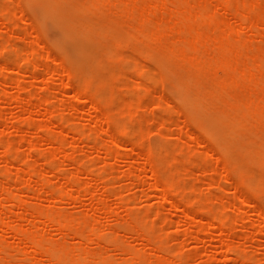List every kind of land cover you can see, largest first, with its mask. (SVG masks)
<instances>
[{"label": "bare ground", "instance_id": "bare-ground-1", "mask_svg": "<svg viewBox=\"0 0 264 264\" xmlns=\"http://www.w3.org/2000/svg\"><path fill=\"white\" fill-rule=\"evenodd\" d=\"M42 1L46 2L54 11L65 14L66 19L74 25V29L71 30L72 33L81 35L79 36L80 39H82L80 44L84 43L86 39H94L91 45H83V48L85 47L84 49L89 51L90 54L102 51L104 55L114 59L118 53V48L122 49L121 47L125 46L127 49L128 46L133 47L134 51L131 55L130 53L128 54L131 60L139 61L137 55L142 54L148 58L150 62L151 60L154 61L160 67L157 66L159 70L162 69L160 70L161 73H157L160 72L158 70H156V73H154L155 71L143 70L142 76L145 78L141 77L145 80L141 81V79H138V90L146 88L150 82L157 81L160 78V74L164 72L165 77L167 76L170 81H174L175 85L178 83L179 91H184L189 95L188 98L192 101V105L200 108L209 107L216 113L221 111L220 107L223 108L220 113L214 116L212 121L224 134V138H222L225 140L222 147L229 152L227 157L228 170L231 169L232 171V169L235 168L234 158L237 153H242L243 155L241 165L245 170L248 171L249 166L255 163L264 168V146H262L263 149L261 147L264 143V0ZM8 7L9 8H0L2 12H0V20L6 28H10V26L13 27V25L16 24V19H12L13 16L10 17L12 15L11 7ZM43 9L44 7L40 9L42 10L41 12H43ZM21 14H23V12ZM11 22H13L12 25H10ZM22 31H24L23 36L24 33L27 34V32H25L27 30L22 29L20 32ZM28 39L29 38H27V40ZM7 41L6 43L8 44L6 45L2 42L0 43V69L3 68L2 71H0V91L3 89L1 92L5 95L6 89L4 88L6 83L10 82V80H14L17 89L15 98L17 99L21 98L20 93L25 87L24 83L21 81L23 78L20 79V75L34 72L37 74L36 70L39 63L36 58L37 56L39 58L38 53L40 51L38 52L36 49H34V51L27 50L25 55L22 53V55L19 56L21 58L27 56L23 57V59H25L28 64L24 63L19 65L17 68L18 70L15 68L19 77L14 78L10 74L12 73L10 70L14 67L12 68L11 66L8 67V65L4 66L2 64V59L5 56V49L9 46L11 49L14 46V43H12L13 41ZM19 47L20 46L16 48ZM21 48L24 49V46ZM21 48H19V50H21ZM32 48H34V46ZM124 57H126V55H124ZM95 61V59H92V63L90 62L91 65L89 66L90 69L85 70V72L84 70L82 71L75 62H73L72 70L67 73L62 72L63 74L60 72L62 63H58V68L48 66L46 70L47 75L50 76L49 74H52L54 76L55 73L59 75L62 83L61 86H63L61 89L54 86L55 90L58 89V91H56V96L54 95L53 98L60 99L58 95L60 93L64 94L66 89L70 87L77 96L88 99L95 109L101 107L99 103L102 102L106 103L108 106L112 105V108L113 99L117 98H115V94L117 93L114 91L116 87L115 84L119 82L121 78L126 77L128 72L126 74L122 69L111 68L109 72L110 76H99L101 83L100 87L111 85V93H104V88H102V90H93L91 84L94 80L98 79L99 75L94 66ZM1 64L4 67H1ZM141 64L142 63H139V65ZM122 65L124 66V63ZM44 68H46V66H44ZM145 69L147 68L145 67ZM101 70L106 71V69ZM42 71L44 72L45 70ZM78 77H82L83 79L82 81L80 79L81 84L77 82L79 85H76L73 81L79 79ZM131 77H133V75ZM33 93L34 92L30 91V93H28L29 97H33ZM49 100L46 97H41L38 107L46 110L47 107H49ZM142 101L143 100L139 98L134 102L126 103L121 106L122 109L120 110H123L122 112H124L123 114L125 115L129 114L131 109L133 110L134 108L137 110L141 108L143 106V103H141ZM69 103L72 107H76L73 103ZM188 103L191 104L190 102ZM236 108L242 109V115H237L236 117L234 115L230 116L232 114L229 115L228 111L233 112L232 109ZM214 111H211V113ZM135 112L138 113V110ZM235 113L237 114V112ZM108 116L109 115L102 117L96 116L94 118L95 128L92 130L93 134H96L94 132L98 130L104 129L105 126L107 127L106 129L111 128L109 125L112 119ZM62 118L64 117L62 116L55 120L57 125H62L63 120L64 122H68V119L65 120V118ZM1 119L0 116V125L2 124ZM48 121V123L52 122L51 119ZM23 122L30 127L35 124L32 119H25L24 121H20L19 125L16 124V126L19 127ZM41 125L43 124H37L38 127ZM116 127L118 128L117 130H115ZM116 127L113 129L115 133L117 131L125 138L129 139V148H127L128 151L125 155L131 157V154L134 152L141 154V149L143 148H148L149 150L148 154L143 155L144 164L133 170L130 168L129 171H127L128 173H126V177L128 176L131 178L134 176L133 178L137 177L136 182H144L145 180L142 179L141 173L145 171V169L147 170L148 165L154 180L151 187L153 190L157 191L162 201L176 202L178 207L189 203L190 197L188 198L185 194H182L179 184L180 181L174 180L171 169L167 166L169 161L171 162L172 160L175 162L177 157H170V159L167 156L169 153L167 154L164 152L162 154L156 152V150L152 148L154 145L148 147L142 135L134 132L133 129L128 128V126ZM70 131H78V129L73 126L70 128ZM81 131L78 132L79 135ZM92 133L91 130L89 132V129L86 132L90 137H92ZM44 137L45 140H48L49 143L54 146V149L51 150L52 154L50 153L52 156H49L51 159H49V162L46 160L50 163L46 164H48V166L51 165L49 169L50 173L60 175L58 171H60L59 168L63 164L59 165L58 163L57 165L54 159L58 153L65 154L67 157L66 159L74 162L76 164V170L71 176H63V178H65V183H60L57 187L51 185L53 187L51 188L49 184L52 181L50 179V174L42 173L44 175H41V173H39V175L34 165L29 162H25L23 164L24 167L19 166V161L22 159L19 158V160L18 155L12 152V149H17L14 147L16 141H2V160L5 163V168L0 170V264H180L179 262H182L186 252H173L171 248H168V240L165 237L153 238L147 235L148 232L154 228L156 223L146 221V223L150 225H146L145 223L144 225L146 226L139 229L137 226L140 218H133L134 221L132 220V216L129 218L130 220L124 223V229L129 233V236L127 233H124L123 236L118 233V228H120V224H122L123 220H114V222L108 223L102 228L99 224V218L107 208L106 196L105 198L96 199V206L93 208L94 212L91 210L93 212L92 214L82 211L76 216L71 213L72 216L68 214V212L59 210L60 202H64V200L72 197H77L78 191L81 190V178L79 177V173L81 170L83 171L82 168L86 163L84 162L85 164H80L78 166V162L73 160L74 157L71 156L72 152H70L67 144L68 140L65 138L61 139L60 137H54L52 135ZM111 138L110 136V141H108L109 143L107 144H100L103 142L99 140H97L98 142L96 141V145L94 144L96 150L103 149L105 153L109 155L108 157L111 156L110 159L119 155L121 152L120 150L125 149V143L127 141L125 138H117L116 140ZM37 149V140L30 141L27 154L32 156ZM261 150L263 152H261ZM25 152L26 151H24V153ZM125 152L126 151H122V153ZM41 158L44 159L45 157ZM218 160L224 162L222 159ZM69 161H67V163H69ZM188 161L191 160L189 159ZM200 161L198 160L197 163L202 162ZM93 163L95 162H91V165ZM91 165L90 167L93 168H89V173H87L88 176H90L89 178H91V180L96 178V181L100 178L101 181L105 179L107 175L103 176L104 174L101 172L105 167L99 171V174H101L99 178L95 176V165ZM155 165H157L159 169H156ZM197 166L198 165L195 167ZM15 167L17 168V172L15 173L16 178L14 179H16L17 183L23 180L21 183L23 184L25 181L23 185H29V190L32 188L31 186L34 188V183L40 185L41 189L35 188L38 190L35 193V205L30 204V197L32 194L30 192L32 191H26L25 193L18 184L13 187L14 189L12 188L13 184L10 183V176L14 175L11 172ZM61 170L63 171L64 169ZM104 170L107 171L106 169ZM252 171L254 173V169ZM61 174H64V172ZM253 177L254 178H251L253 180L252 188H257L258 190L261 184V187L264 188L263 178H261L260 174L254 175ZM14 179H12V181H14ZM105 180L103 183H105ZM226 180L233 181L232 177L229 175H226ZM208 182L211 186L215 185L213 178H209ZM64 185H68L66 186L68 188L65 189ZM94 185L96 186V184ZM94 185L93 182L88 183L86 190L89 192L95 191ZM218 186L220 189L223 187L222 183H218ZM107 187L110 188V186H104L105 192L113 191V189H108ZM170 189H175L176 193H170ZM238 190L243 193L242 188ZM258 192L256 191L255 193L257 194ZM44 194H46L45 198H43ZM217 196H219L218 193ZM43 199L49 201L47 202L48 205L44 204L46 205L44 206L42 204L41 201ZM249 199L248 196H241V203L235 204L238 210V214H236L235 217L231 216L228 212L230 208L229 205H232V202L229 199L227 201L222 200V204H220L222 208L219 207L220 211L217 209H215L217 211L214 209H211L213 212L209 211L213 218L208 220V224L218 227H229L237 218L241 217L242 219L240 213L242 212L244 214L245 212L242 208L244 205L241 204L250 202ZM192 201L190 202L191 207L194 202ZM251 201H253V199ZM195 202L197 201L195 200ZM117 203L124 204L126 202L120 199ZM9 205L14 208H23L24 212L19 216H15L14 211L6 210ZM199 205L200 207L203 206V208L205 206L204 204L202 205V203ZM256 210L258 211L256 216H259L258 218L261 219L264 218V209L257 208ZM184 215L185 222L187 223L185 225L188 226L191 224V213L187 211ZM166 222L169 223V221ZM50 229L54 230L55 235L52 234L48 236L49 234L47 231ZM136 229L139 231L142 230L138 235L141 237L140 240L143 242V247H137V245L135 247L128 241L130 234L133 233L132 236L134 237V233L137 231ZM145 229H147L148 232ZM112 232H114V236H112ZM201 232L202 227L198 225L193 235L194 238L201 240ZM9 234H12L14 237L13 241L7 238ZM72 239L76 241L74 242ZM70 241L74 243H70ZM95 244L98 247L92 248V245ZM225 247V251L235 250L236 253H238L237 257L240 259L251 260L253 257L249 256L251 254H240V252L237 251V247H233L230 244H225ZM113 249L117 251V254H113L115 252L112 253ZM176 258L180 259L179 262Z\"/></svg>", "mask_w": 264, "mask_h": 264}, {"label": "rangeland", "instance_id": "rangeland-1", "mask_svg": "<svg viewBox=\"0 0 264 264\" xmlns=\"http://www.w3.org/2000/svg\"><path fill=\"white\" fill-rule=\"evenodd\" d=\"M8 6L11 7L12 14L9 16H13L12 19H16V24L13 25V27L10 26V28H6L0 20V43L2 42L6 45L8 44L6 41L11 40L13 41L12 43H14V46L12 45L13 47L11 49L10 46L5 49V56L2 59V64L4 66L8 65V67H14L10 70L12 71L10 74L14 78L19 77V74L17 73L19 65L24 63L28 64L26 60L23 59V57L27 56H23L22 58L19 56L22 55V53L25 55L27 50L34 51V49H36V51L38 50V52H40L38 53L39 58L38 56L36 58L39 63L36 70L38 75L35 74V72L20 75V79L23 78L21 81L25 86V90L23 89L20 93L21 98H15L17 89L15 87L14 80H10V82L6 83V85L4 84L5 88L2 87L6 89L5 95L1 92L3 89L0 91V116L2 118V124L0 125V170L5 168V163L2 160L3 148L1 143L14 140L16 141L14 147L17 149H12V152L18 155V159H22H19V166L24 167L23 164L25 162L32 163L38 174H50V179L52 180L51 182L48 181L50 182V186L52 185L57 187L60 183H65V178H63V176H71L74 173L76 170V164L66 159L67 157L65 154L58 153L54 159L55 162H57V165L58 163L59 165H64H61L59 168L61 172L58 171L61 176L50 173L49 169L51 165L48 166V164H50L48 162L49 159H51L49 156L52 154L51 150L54 149V146L49 143L48 140H45L44 136L52 135L54 137H60L61 139L65 138L68 140L67 144L70 152H72L71 156L74 157L73 160L78 162V166L80 164H86L82 168L83 171L81 170L79 173V177L81 178H79L81 190L78 191L76 195L77 197H72L64 200V202H60V205L58 204L60 207L58 208L59 210L68 212V214L72 213L75 216L80 214L82 211L90 212V214H92L94 212L93 208L96 206V199H100L102 197L105 198L106 196L107 208L99 218V224L102 228H104L106 224L114 222V220H123L124 222L122 221L120 228H118L119 232L117 231L123 236L124 233H127L124 229V223L130 220L129 218L132 216V220H134L133 218H140L137 226L139 229L146 225H150L149 223H146V221L156 223L151 231L148 232L147 229H145L148 232L147 235L152 236L153 238L165 237L168 240V248H171L173 252H186L182 262H179L180 259L176 258L180 264H264V218L261 219L258 218L259 216H256V213H258L256 210L257 208L264 209V188L261 187L262 184L258 190L257 188H252L253 180L251 179L254 178V175L260 174L264 183V168L255 163L249 166L248 171L245 170L241 165L243 155L242 153H237L234 158L235 168L232 169V171L231 169L228 170L227 157L229 152L222 147L225 140H223L224 134L220 131L221 129L219 127L217 128L213 124L212 121L214 116L220 113L223 108L220 107L221 111L216 113L212 108L202 107V109L192 105V101L188 98L189 95L184 91H179V85H177L178 83H176V86L174 81H170L167 76L165 77L164 72L160 74L161 79L157 77L160 80L158 79L157 81L150 82L146 88L138 90V79H141V81L145 80V77L142 76L143 70H149L151 72L155 71L154 73H156V70L160 71L162 69L159 70L160 67L154 61L151 60L150 62V60L142 54L137 55V59H139V61L131 60L128 54L130 53L131 55L134 52L133 47L127 46L126 49V47L123 46L121 47L122 49L118 48V53L114 59L104 55L102 51L90 54L89 51L84 49L85 47L83 48V45H91L94 39H86L84 43L80 44L82 39H80L79 36L81 35L74 34L71 31L74 29V25L66 19L65 14L54 11L46 4V2L42 0H0L1 9L4 7L9 8ZM43 7V12H41L42 10L40 9ZM22 12L23 14H21ZM12 24L13 22H11L10 25ZM22 29L27 30L25 31L27 34L24 33V36V31L20 32ZM27 38H29V41ZM15 46H20L19 48L24 46V49L21 48V51ZM31 46H34V48ZM124 55H126V57H124ZM92 59L96 60L94 66L99 74L98 79L94 80L91 84V88L93 90H102V88H104V93H111V85H104V87H100L101 83L99 78L100 75L110 76L109 72L111 71V68L122 69L126 74L128 72L126 77L121 78L119 82L115 84L116 87L114 88V91L115 93L117 92L115 94V98H117L113 99V107L111 108L112 105L108 106L106 103L102 102L99 103L101 107L95 109L92 107L88 99L77 96L70 87L67 88L68 90L66 89L64 94L60 93L58 95L60 96V99L53 98L54 95L56 96V91H58L57 88V90H55L54 86L59 87L60 89L63 86H61L62 83L59 75L56 73L54 75L55 77L49 73L48 74L50 76L47 75V67L51 66L58 68V63H62L61 71L59 69L58 70L61 74H63L71 71L73 62H75L78 64V67L85 72V70L90 69L89 66L91 65L90 62L92 63ZM123 63L125 67L122 65ZM139 63L142 64L139 65ZM2 64L1 67H4ZM44 66H46V68H44ZM145 67L147 69H145ZM2 69H0V71H2ZM101 69H106V71H102ZM42 70H45V73ZM157 73H161V71ZM132 75L133 77H131ZM78 78L79 79L74 81L72 79L76 85L78 84L77 82H80L79 84H81L83 79L82 77ZM30 91L34 92L33 97H29L28 93H30ZM41 97H46L48 100L50 99L49 107H47L48 110L38 107ZM139 98L143 100L141 102L143 103V106L139 108L140 110L137 109L138 113L135 112L137 110L133 108L129 114H123V110H120L122 109L121 106L126 103L134 102ZM69 102L76 105V107H72ZM232 110L234 113L228 111L229 115L232 114L230 116H241L243 113L242 109L236 108ZM211 111L214 112L211 113ZM235 112H237V114ZM53 113H56L57 115ZM107 115H109L108 117L112 119L109 125L111 128L106 129L107 127L105 126L104 129L98 130L97 132L93 131L96 133L93 134L92 130L95 128L93 121L94 118L96 116L102 117ZM62 116L65 120L68 119L67 121L69 123L66 121L64 122L63 120L62 125H57L55 120L59 117L61 118ZM25 119H32L35 123L34 126L30 127L25 122L21 123L19 127L16 126V124L19 125V122L22 120L24 121ZM50 119L52 122L48 123V120ZM36 123L43 125L38 127ZM73 126L76 127L78 131H70V128ZM116 126H128V128L133 129L134 132L142 135L148 147H152L151 145H154L152 148H154L156 152L162 154L164 152L167 154L169 153L168 155L166 154L168 158L177 157L175 162L171 160L167 166L171 169L174 180H177L178 182L180 181L179 184L182 194H185L188 198L190 197V202L192 200L194 201H192V207L190 202L178 207L176 202L162 201L160 196H158L157 191L153 190L151 187L154 180L151 175V171H149L148 165L147 170L145 169V171H142L141 173L142 179L145 180L144 182H136L137 177L133 178L134 176L131 178L128 176L126 177V173H128L127 171H129L130 168L133 170L144 164L143 155L148 154L149 150L148 148H143L141 149V154L134 152L131 154V157L125 155L128 151L127 148H129V139L125 138L117 131L116 133L119 134H116L115 130L118 129ZM114 128L115 130H113ZM88 129L89 132L91 130V133L93 134L91 135L92 137L86 134ZM79 130L85 131H81V134L79 135ZM110 136L112 137L111 139L114 140L117 138H125L127 140L125 143L126 147L124 146L125 149L120 150L121 152L119 155L112 157L113 159H110L111 156L108 157L109 155H107L103 149L96 150L94 147V144L96 145L98 142L97 140L103 142H99L100 144L109 143L108 141H110ZM36 140L38 143V149L32 154V157L29 156L30 154H27V148L30 141ZM262 146H264V143L261 147ZM24 151L26 152L24 153ZM122 151L126 152L122 153ZM261 152L263 151L261 150ZM41 157L45 158L43 159ZM189 159L191 161H188ZM218 159H222L224 162ZM198 160H201L202 162L200 161L201 163H197ZM67 161H69V163H67ZM91 162H95L92 165H95L96 177L101 176L99 171L105 167L104 169L107 171L103 169L101 172L104 174L103 176L107 175L105 177L106 180L102 179L101 181L100 177V179L97 178V181L95 180L96 178L92 180L89 178L90 176H88L87 173H89V170L93 168L90 167ZM195 164L198 166L195 167ZM43 168H46L47 170ZM155 168L159 169L157 165H155ZM61 169L64 170L62 171ZM253 169L254 173L252 171ZM16 172L17 168L15 167L11 172L14 175L10 176V183L13 184L12 188L18 184L22 187L25 193L26 191H32L30 192L32 193L30 197V204L35 205V193L38 191L36 189H41L40 185L38 183H34V188L31 186L32 188L29 190V185H23L25 181L23 184H21L23 180L19 183L16 182V179H14L16 178ZM63 172L64 174H61ZM226 175L231 176L233 181L226 180ZM209 178H213L215 185H209ZM12 179H14L15 182L12 181ZM104 180L105 183H103ZM90 182H93V185L96 184V186L94 185L95 191L93 192L86 190V187H88V183ZM218 183H222L223 187L221 189L218 186ZM52 186L51 188H53ZM66 186L64 185L65 189L68 188ZM104 186H110L113 191L108 190L110 192H105ZM241 188L243 189V193L238 190ZM169 191L170 193H176L175 189H170ZM256 191L259 192L256 194ZM217 193L219 196H217ZM243 195L248 196V198H250V202L241 204L244 205L242 208L245 212L244 214L242 212L240 213L242 219L241 217L237 218L229 225V227H218L208 224V220L213 218L210 212H213V209L220 211L219 207L220 204H222V200L227 201L229 199L232 202V205H229L231 209L229 208L228 212L231 216L235 217L236 214H238L235 204L241 203L240 200ZM45 197L46 194L43 195V198ZM120 199L124 200L126 203L118 204L117 201ZM252 199L253 201H251ZM195 200L197 202H195ZM41 202L43 205H48L47 202L49 201L43 199ZM201 203L202 205H205L204 208L203 206L200 207L199 204ZM220 208H222V205ZM6 210L14 211L15 216H19L24 212L23 208H14L10 205L7 206ZM91 210H93V212ZM187 211L191 213V224L188 226L185 225L187 223L185 222L184 215ZM167 218H169L171 222ZM151 219L156 221L154 222ZM166 221H169V223ZM145 223L146 225H144ZM198 225L202 227L201 240H197L193 236ZM141 231L142 230H137L136 233H134V237L132 236V233L128 238L130 244L135 247L136 245L137 247L144 246L143 242L140 240L141 237L138 235ZM47 233L49 234L48 236H50L55 232L50 229ZM113 233L114 232H112V234ZM114 235L115 234L112 236ZM127 235L129 236V233H127ZM7 238L10 241L14 240L12 234H9ZM72 240L74 241V239ZM73 241H70V243H74L76 240L74 242ZM225 244L237 247V251L240 252V254H251L249 256H253L254 259L253 257L251 260L240 259L237 257L238 253H236L235 250H232L233 252L225 251ZM94 247L98 246L96 244L92 245V248ZM112 253L117 254V251L113 249Z\"/></svg>", "mask_w": 264, "mask_h": 264}]
</instances>
